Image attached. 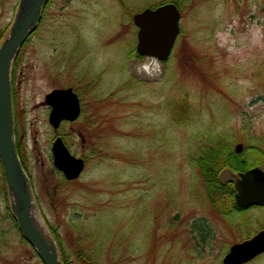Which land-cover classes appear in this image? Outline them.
<instances>
[{
    "label": "rangeland",
    "instance_id": "rangeland-1",
    "mask_svg": "<svg viewBox=\"0 0 264 264\" xmlns=\"http://www.w3.org/2000/svg\"><path fill=\"white\" fill-rule=\"evenodd\" d=\"M18 1L0 0L1 32ZM165 1L122 0L126 8L120 0H51L18 57L21 158L70 264H82L80 257L98 264H224L232 244L264 228V206L235 211V199L210 203L197 164L200 147L222 131L249 145L264 141V81L256 76L264 63V0L183 2V34L171 56L139 69L148 57H129L137 42L132 14ZM83 70L89 73L78 79ZM66 87L81 95L83 111L54 129L45 97ZM179 96L192 108L177 124L172 101ZM58 134L86 159L74 181L53 164ZM239 143L243 151L245 141L232 145ZM5 204L0 192L1 214ZM35 254L18 245L4 264H43ZM246 264H264V254Z\"/></svg>",
    "mask_w": 264,
    "mask_h": 264
},
{
    "label": "water",
    "instance_id": "water-1",
    "mask_svg": "<svg viewBox=\"0 0 264 264\" xmlns=\"http://www.w3.org/2000/svg\"><path fill=\"white\" fill-rule=\"evenodd\" d=\"M50 0H19L6 37L0 44V161L4 171L10 210L22 237L34 248L43 264H63L56 239L46 225L35 197L31 178L25 170L16 143L11 73L14 61L28 36L43 18ZM180 7L166 2L146 7L133 15L138 27L136 49L139 54L167 60L181 33ZM52 106L50 122L58 127L62 120L74 121L81 113L80 99L72 87L56 88L46 95ZM54 164L68 179L77 178L85 161L70 152L62 138L53 143ZM242 144L237 145V151ZM221 183L233 181L237 187L236 203L240 207L264 206V169L255 166L235 174L223 169ZM264 252V229L252 238L233 244L223 261L242 264Z\"/></svg>",
    "mask_w": 264,
    "mask_h": 264
},
{
    "label": "trees",
    "instance_id": "trees-1",
    "mask_svg": "<svg viewBox=\"0 0 264 264\" xmlns=\"http://www.w3.org/2000/svg\"><path fill=\"white\" fill-rule=\"evenodd\" d=\"M181 4L187 0H174ZM208 1V0H205ZM121 6L128 8L122 0H120ZM203 13V12H202ZM202 17V18H201ZM201 20H204V15L202 14ZM210 19L211 15H210ZM212 22L208 23V26H211ZM7 30L5 32L0 31V41L4 38ZM183 34V31H182ZM73 70V69H72ZM258 73L256 76H259L261 80L264 81V63L258 66ZM82 74H88L87 72H83ZM77 77V74H76ZM95 83V82H93ZM15 99V97H14ZM173 114L174 121L177 124L184 123L189 118V112L191 111L192 104L186 96H179L173 101ZM237 139L239 141H245L246 147L241 152H237L232 143ZM17 147L18 152L21 156V147L19 139L17 138ZM251 144L248 139L242 138H234L233 140L228 137L227 131H222L216 138L211 137L210 143H204L200 147L199 156L197 158V164L200 167L204 180L207 183L205 195L208 197V200L213 205H219L224 203L226 199L231 198L234 199V194L236 192V187L234 183L228 182L226 184H221L218 179V173L221 169L229 167L234 172H244L249 168L256 165H264V141L257 144ZM248 145V146H247ZM25 165V164H24ZM0 192L4 195L6 201L5 211L0 213V264H4L5 259L8 261L14 257H10L12 253H14L15 248L18 245H29L20 235L17 227L16 220L13 214L10 211L9 207V199L6 190L5 177L3 173V169L0 162ZM232 209L235 211H243L244 209L238 207L233 200ZM230 212V211H228ZM6 224H3V223ZM52 229V233L57 239L56 232ZM202 229L207 230L205 227ZM92 233L87 235L91 238ZM201 236L203 237V233L201 232ZM58 240V239H57ZM61 257L64 264H70L63 256V249L59 244ZM99 250V249H98ZM38 256L37 254H35ZM80 262L82 264H95L96 262L88 261L87 258L83 259L80 257ZM98 264V263H96Z\"/></svg>",
    "mask_w": 264,
    "mask_h": 264
},
{
    "label": "bare ground",
    "instance_id": "bare-ground-1",
    "mask_svg": "<svg viewBox=\"0 0 264 264\" xmlns=\"http://www.w3.org/2000/svg\"><path fill=\"white\" fill-rule=\"evenodd\" d=\"M155 58L149 57L147 58V63L145 65H142L139 69H145L148 70L154 65Z\"/></svg>",
    "mask_w": 264,
    "mask_h": 264
},
{
    "label": "flooded vegetation",
    "instance_id": "flooded-vegetation-1",
    "mask_svg": "<svg viewBox=\"0 0 264 264\" xmlns=\"http://www.w3.org/2000/svg\"><path fill=\"white\" fill-rule=\"evenodd\" d=\"M18 65V64H17ZM16 65L15 71H14V75H13V85H14V93L16 94V89H15V83H16V76H17V70H18V66ZM62 124H71L70 122L64 121Z\"/></svg>",
    "mask_w": 264,
    "mask_h": 264
}]
</instances>
